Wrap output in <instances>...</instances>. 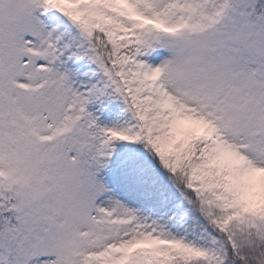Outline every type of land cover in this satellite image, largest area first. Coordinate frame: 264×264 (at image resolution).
I'll list each match as a JSON object with an SVG mask.
<instances>
[{"label": "snow or ice", "instance_id": "1", "mask_svg": "<svg viewBox=\"0 0 264 264\" xmlns=\"http://www.w3.org/2000/svg\"><path fill=\"white\" fill-rule=\"evenodd\" d=\"M0 264H264V0H0Z\"/></svg>", "mask_w": 264, "mask_h": 264}]
</instances>
